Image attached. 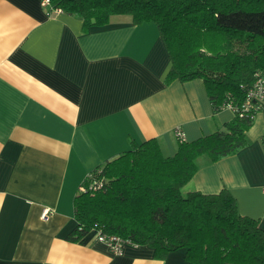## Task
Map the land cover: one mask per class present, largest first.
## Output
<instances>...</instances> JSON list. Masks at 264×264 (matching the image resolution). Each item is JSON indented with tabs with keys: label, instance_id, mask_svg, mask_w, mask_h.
Instances as JSON below:
<instances>
[{
	"label": "crops",
	"instance_id": "1",
	"mask_svg": "<svg viewBox=\"0 0 264 264\" xmlns=\"http://www.w3.org/2000/svg\"><path fill=\"white\" fill-rule=\"evenodd\" d=\"M172 62L153 22L116 14L84 27L48 15L41 0H0V264H188L185 249L154 257L148 245L120 253L95 229L74 241V197L85 177L133 145L157 139L165 156L234 118L214 111L201 78L165 83ZM264 114L247 143L198 169L182 192L227 189L264 230ZM48 208L47 216L42 211Z\"/></svg>",
	"mask_w": 264,
	"mask_h": 264
},
{
	"label": "trees",
	"instance_id": "2",
	"mask_svg": "<svg viewBox=\"0 0 264 264\" xmlns=\"http://www.w3.org/2000/svg\"><path fill=\"white\" fill-rule=\"evenodd\" d=\"M50 2L80 17L84 27L107 24L116 14L155 23L172 62L165 83L203 79L214 111L229 101L240 106L255 73H264V0ZM234 114L217 131L179 142L173 155L165 156L151 138L90 172L80 187L94 177L103 186L79 189L74 197L77 225L70 239L97 229L148 245L158 259L184 248L188 264H264V230L238 211L227 189L182 192L199 156L217 161L246 145L254 117L240 108Z\"/></svg>",
	"mask_w": 264,
	"mask_h": 264
},
{
	"label": "built area",
	"instance_id": "3",
	"mask_svg": "<svg viewBox=\"0 0 264 264\" xmlns=\"http://www.w3.org/2000/svg\"><path fill=\"white\" fill-rule=\"evenodd\" d=\"M41 5L46 9L48 15L61 13L63 10L60 7H53L50 0H41ZM226 107L231 108L233 111L241 110L251 113L254 117L256 113L262 112L264 114V73L257 71L253 84L247 89L244 101L240 106L234 105L231 101L226 104ZM174 135L178 142L185 141V135L182 129L178 126L174 128ZM262 145L264 148V133L262 135ZM88 176H91L89 173ZM103 186V180L92 178L87 188L80 187L82 190L95 191ZM49 209L46 208L42 211V217L47 216ZM97 232V239L104 242L108 248L116 253H120L125 244H129L127 239H123L116 234H104L100 230L95 229Z\"/></svg>",
	"mask_w": 264,
	"mask_h": 264
},
{
	"label": "rangeland",
	"instance_id": "4",
	"mask_svg": "<svg viewBox=\"0 0 264 264\" xmlns=\"http://www.w3.org/2000/svg\"><path fill=\"white\" fill-rule=\"evenodd\" d=\"M184 193V192H183Z\"/></svg>",
	"mask_w": 264,
	"mask_h": 264
}]
</instances>
